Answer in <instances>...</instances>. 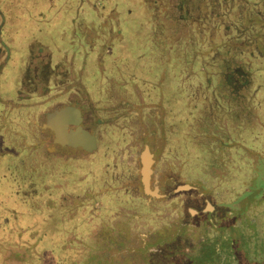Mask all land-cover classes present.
I'll list each match as a JSON object with an SVG mask.
<instances>
[{
  "label": "flooded vegetation",
  "instance_id": "1",
  "mask_svg": "<svg viewBox=\"0 0 264 264\" xmlns=\"http://www.w3.org/2000/svg\"><path fill=\"white\" fill-rule=\"evenodd\" d=\"M10 1L0 0V194H47L52 230L80 229L83 242L110 248L96 264H264V153L247 155L240 145L230 155L244 163L248 157L250 169L226 173L234 162L225 148L235 144L208 119L202 128L214 142L208 160L201 159L200 127L183 133L173 124L162 89L168 68L173 89L187 96L220 90V83L212 90L209 78L200 85L194 75H211L216 40L228 48L240 28L249 29L247 40L250 27L259 25L248 27L246 0H175L162 10L144 4L138 51L131 38L119 36L124 26L116 15L99 17L111 32L87 46L86 17L63 16L55 7L30 15L23 36L13 28L22 22L12 14L19 1ZM251 1L264 19V1ZM62 2L80 13L86 7L85 0ZM173 6L183 14L179 19L198 10L199 18L189 20L193 27L157 22L161 15L174 22ZM241 81L221 85L234 89ZM189 102L209 111L201 97ZM186 138L195 147L190 152L182 150ZM144 157L152 189L189 188L164 199L145 195Z\"/></svg>",
  "mask_w": 264,
  "mask_h": 264
},
{
  "label": "trees",
  "instance_id": "2",
  "mask_svg": "<svg viewBox=\"0 0 264 264\" xmlns=\"http://www.w3.org/2000/svg\"><path fill=\"white\" fill-rule=\"evenodd\" d=\"M44 1H46L45 3L47 4L49 3L48 0ZM62 1L63 0H61V3L56 5L55 8L62 7L64 5ZM85 2L86 7L84 13H80L77 10H68L65 15L81 14L82 16L86 17L88 29L86 30L85 38L87 41V46H92L95 39L101 37V35H103L104 33L110 34L111 32V29L107 27H100L101 24H104V21L99 17L116 15L115 10L120 8L128 9V7H130L134 8V10L136 11L140 9L128 3L127 0H85ZM43 7H47V5L40 8ZM47 8L44 11H47ZM142 8L143 5L141 7V11ZM150 9H152L151 6ZM123 13H128V11L123 10ZM153 13L156 12L154 11ZM254 13H256V15L259 17L262 16V14H259L258 12ZM95 17H98V19ZM260 20L262 19L260 18ZM251 22L253 21L251 20L249 22L248 27L250 26ZM120 29L123 30V28ZM248 31L249 29L246 30L240 28L238 31L240 36L236 39L232 37L227 41L226 44L229 45L228 48L226 45L224 47H221V41L216 40L213 59H211L212 62L209 63L212 66L211 75L209 77L201 78L199 73H197L194 76L199 81V84L205 79L207 80L209 78V89L212 90L215 89L216 84L220 83V87L217 85L220 90H217L216 87L215 91L207 94L203 92L201 93L200 91L196 92L197 90L195 92H189V98L192 97L193 99L194 97H201L203 105H209V111H207V108H202L201 105L196 107L195 103H190L188 101L185 105L186 108H183V106H181L183 109H186L187 114H176L178 116V119L176 120L177 123L175 125L190 127L197 123L194 127H200V130H202V126L206 125L203 124L204 122H206L205 119H210V121L216 120V122L219 121V124L217 123V126L219 128V131H221V133H223V136H225V142L234 143L236 145L231 148H226V151L234 152L240 150L239 146L243 145L244 153H246L247 155L258 157L260 154L264 153V65L262 64L264 63V24H261L256 32V34L259 35V39L257 42H251L249 39H243V37H245L246 35L245 33H247ZM76 34V38H78L79 30H77ZM248 47L249 49H247ZM250 51H254L255 53H250ZM192 55L194 56L195 60H197L198 69L203 68L204 63L202 61L200 62V60L198 59L200 56L199 49L193 47ZM227 79L232 81L237 80V84H239L242 79L246 80V82L241 81L242 83L240 85H237L235 89L225 90V86L221 85V83L222 81H225ZM244 83L246 84L248 91L245 90ZM203 84H206V81L204 83H201L200 85ZM184 95L186 94L184 93ZM242 95L244 96V99H240V96ZM188 96L186 95L187 99ZM201 111H203V115L201 114ZM226 111H231V115H227L226 117L221 114L222 112ZM209 113H211L212 117L211 115H209ZM196 116L200 118L204 116V118L199 119V121L195 122L194 118ZM191 122L192 124L190 125ZM198 141V152L200 156L203 155L204 160H208V152L211 151V147L208 144L212 142L209 139L208 133L203 132L202 135H200ZM232 155L229 154L228 160H231ZM234 156L235 162L234 166H232L231 174L237 176L240 172L244 173V171H246L247 173L250 169L251 160H249L247 157V159L245 160L246 163H244V158L240 157V159H238L239 156ZM44 199L47 198L44 197ZM29 204V207L31 208L32 202L30 203L29 201ZM0 214H3L2 211H0ZM9 217H11L9 214H3L1 218L2 220L0 219V223H3V225L5 226V229L0 230V261L2 260L1 256L3 257L4 250H6L5 248H3V243L5 241L8 244H16V242H18L19 240V242L25 244L28 247L29 251L31 252V258L26 264H44V261H48L47 259H45L46 256L51 253L56 260L54 261L56 264H67L70 258H74V255L78 254L79 252L83 254V252H85L84 249L93 247L89 245V243H86V241L83 242L85 239V234L82 233V231L80 232V229L63 230L61 228L55 232V237H57L59 240L57 243L52 244L54 246H40V244H36V242H34V240L36 239V237L34 236L36 234L34 233L35 228H32V226H28L25 224H15ZM103 233H105V231H103ZM105 234H103V237L105 236ZM23 235L25 237L30 236L33 239V242L29 244V241L23 240ZM37 239L38 241H40L39 239H41V237ZM73 240H75V243H72ZM109 249L110 248L103 247L101 248V254H97L96 257H94L96 254L93 255L95 262L104 258L106 253L109 252ZM13 256H16V254H13ZM58 256L63 260H59Z\"/></svg>",
  "mask_w": 264,
  "mask_h": 264
},
{
  "label": "rangeland",
  "instance_id": "3",
  "mask_svg": "<svg viewBox=\"0 0 264 264\" xmlns=\"http://www.w3.org/2000/svg\"><path fill=\"white\" fill-rule=\"evenodd\" d=\"M16 1H19V2H16L15 5L13 4L14 6H12L13 7L12 14H14V15L18 14L22 22L19 23V29L15 25L13 26V28L19 30V32L23 36H24V32L27 30L26 28H28L27 23L30 21V18H29L30 15H32V14L36 15L37 13H41V11L44 12V10L47 7H43V8H40V7L45 6V5L48 6V9H50V10L54 9L55 10L54 7L56 5H58L59 3H61V0H48V2H49L48 4L45 3L46 1H44V0H16ZM76 1H79V0H76ZM127 1H128V3L132 4L136 8H140L139 9L140 11L139 10L136 11V10H134V8H130V7H128V9L120 8V9L115 10V14H116L117 19L121 20V22L124 26L123 30L120 29L118 34L121 38L123 37V39H125L126 41L130 40V38H131L132 49L134 51H138L139 49L142 48L141 42L144 45V39H145L144 35L143 36L140 35V29L138 26L139 15L141 12L142 5H144V4L150 5L152 7L151 10H154V9H161L162 10L163 8L166 9L168 7V4H171L170 1H172V3H173L175 0H151V1H148V0H127ZM176 1L179 2V0H176ZM5 2H6L5 3L6 6H10V5H8L9 3H11L10 0H5ZM242 2H243V0H242ZM246 2L248 4H245V5L247 6L248 14H250L252 16V21L259 24V25H255L253 27H250V29H253V32H250L247 37L251 42H257L259 39L258 38L259 35H257L256 32H257L259 26H261V24H264V19L260 20L261 16L259 17L256 15V13H254L255 9L250 7L252 4L251 0H246ZM85 4H86V2H85ZM49 6H50V8H49ZM256 7H258V5H255V8ZM38 8H40V9L37 10ZM68 8H72L70 6V4H66V5L58 8V11H59L58 14H62L63 16H65V13L68 12V10H69ZM173 9H174V6H173ZM56 10H57V8H56ZM123 10L128 11V13H123ZM177 10H178V8H176V10L174 9V12L176 13L174 15V22H168L167 20L165 21V18H164L165 15L159 16V19L157 20V22L158 23H159V21L162 22L164 28L166 27V25L168 26V28H172V26H175L174 28H176L177 25L180 26V24L182 23L181 26L183 27V31H184L188 28L190 29L191 27H193L190 24V21H189L190 19H192V18L196 19V18H199V16H200V14L198 13V10H195V11L193 10V11H190V14L188 12V14L187 13L184 14L182 19H179L180 16L183 14L178 12ZM256 10L258 12H261L260 8H257ZM10 13H11V11H10ZM83 13H84V11H83ZM176 15H177V17H176ZM202 18H205V17H202ZM62 21L65 23V21H67V20L64 19ZM249 21H250V17H249ZM162 23H160V26H162ZM197 24L198 23H194V25H197ZM66 29H67V31H69L70 25H67ZM73 36L76 37V34H72V37ZM18 42H20V45H24L23 41L21 42V38L18 39ZM247 49H249V47ZM252 52H254V51H252ZM252 52L250 51V53H252ZM262 64L264 65V63H262ZM166 70H167V75L162 82V89H163L164 94H165L166 110L169 114L168 115L169 120L173 121V123H174L175 120L178 119L177 115H186L187 114L186 109H183V108H186L185 105L189 101V96L187 99L186 95H184L181 91H176L177 89L176 90L173 89L172 84H171L172 80H171L169 73H168V68ZM228 89L232 90L233 87H230ZM181 106H183V108ZM182 117H184V116H182ZM194 119H195L194 121L197 122V121H199L200 117L196 116ZM205 120H207V119H205ZM191 124H192V122L190 123V125ZM203 124H206V125H203L202 127H207V125H208L207 122H204ZM195 125H193V126H195ZM213 126L218 127L216 120H214L213 124L210 123V128ZM187 127H189V126H181V130L184 129L183 133ZM192 128H194V127H192ZM208 131H209V129H204V128H202V130L198 131L197 132L198 140H199L200 135H202L203 132H207L209 135V139L212 142H214V139L211 138V134ZM179 132H181V131H179ZM178 137H179V135L178 136H177V134H176V136L174 135V139L177 140ZM182 143H183L182 150H184V151L190 152V149L193 150L195 148L192 143L190 144V141L188 140V138H186L185 141H182ZM197 143L199 144V141H197ZM211 143H209L208 145L210 146ZM175 144H176V142H175ZM178 146H180V144ZM204 148H205V146H204ZM226 153L228 155L231 154V152H229V151H227ZM198 154H199V152H198ZM199 157L204 160L203 155L200 156V154H199ZM230 162H235L234 154L232 155L231 160H229V163ZM227 165H225L226 167L224 168V171L226 173H230L231 172L230 168ZM37 185H39V183H37ZM31 195L32 194H0V211H2V213L5 215L9 214L11 216L9 218H11L13 223H15V224L16 223L17 224L18 223L25 224L28 226H32V228H35L34 233H36V234L34 236L36 237V239L34 240V242H36V244L37 243L40 244V246L49 247V245H52V244H55L58 242L59 239L57 237H55V232L58 229H60L61 227L60 228L55 227V230H52L54 228V226H52V222H51L50 216H49V205L47 203V199H44V197H46L47 194H44V195L43 194H35L32 196ZM29 201H30V203L32 202L33 208L29 207V205H30ZM3 214H0V219L2 218ZM112 233H113V236H117V231H114ZM44 234H46V235H44ZM22 237H23L22 238L23 240L29 241V244L31 242H33V239L30 236L25 237L23 235ZM40 237H41V239H39L40 241H38L37 238H40ZM94 242H95V240H94ZM94 242H93V244L89 243V245L93 246L92 248L89 247L88 249H84L85 252H83V254L81 252H79L78 254L74 255V258H70L68 260L67 264H96L97 261L95 262L94 257H96L97 254H101V248H103V247L109 248V247H106V244L94 245ZM52 246H54V245H52ZM3 248H5L6 250H4L3 257L1 256L2 260L0 261V264H26L31 258V252L29 251L28 247L25 244L19 242V240H18V242H16V244H13V243L8 244L5 241L3 243ZM43 249H45V248H43ZM86 250H89V251H86ZM13 254H16V256H13ZM93 255H95V256L93 257ZM45 259H47L48 261H46V262L44 261V264H56L54 262L56 260L54 259L52 253L48 254ZM58 259L63 260V259H60L59 256H58Z\"/></svg>",
  "mask_w": 264,
  "mask_h": 264
},
{
  "label": "water",
  "instance_id": "4",
  "mask_svg": "<svg viewBox=\"0 0 264 264\" xmlns=\"http://www.w3.org/2000/svg\"><path fill=\"white\" fill-rule=\"evenodd\" d=\"M142 169H141V184L143 187V190L145 193H148L149 197H154V198H168L177 193L178 191L185 190L189 188L190 185H183V186H178L173 190L167 191L160 193L157 190H154L151 188V173H152V167L148 164V159H142Z\"/></svg>",
  "mask_w": 264,
  "mask_h": 264
}]
</instances>
